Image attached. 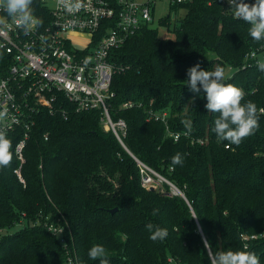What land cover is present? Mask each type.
Returning a JSON list of instances; mask_svg holds the SVG:
<instances>
[{
	"label": "trees",
	"instance_id": "obj_1",
	"mask_svg": "<svg viewBox=\"0 0 264 264\" xmlns=\"http://www.w3.org/2000/svg\"><path fill=\"white\" fill-rule=\"evenodd\" d=\"M226 1L171 6L161 27L171 29L178 11H186L173 38L145 27L111 52L110 114L127 124L125 145L105 133L100 112L78 113L65 100L37 115L24 163L16 154L24 132L7 135L12 159L0 168V264H99L88 256L95 244L109 264H211L210 250L254 252L264 264V71L249 59L264 52V40L251 38L250 25L235 19ZM196 64L223 67L224 83L243 90L242 104H256L259 129L239 146L218 141L219 113L207 111L202 88L196 94L187 86V70ZM129 101L142 106L124 108ZM150 111H167V124L150 120ZM177 153L183 164L173 166ZM137 160L183 196L166 183L143 187ZM148 223L168 236L152 241Z\"/></svg>",
	"mask_w": 264,
	"mask_h": 264
},
{
	"label": "built area",
	"instance_id": "obj_2",
	"mask_svg": "<svg viewBox=\"0 0 264 264\" xmlns=\"http://www.w3.org/2000/svg\"><path fill=\"white\" fill-rule=\"evenodd\" d=\"M159 1L32 0L33 15L43 23L27 34L0 10V112L6 113L0 120V129L7 135L18 130L24 132L16 146L21 163L25 161L24 148L37 115L45 109L53 113L54 106L62 100L68 101L78 113L100 112L103 124L125 145L127 124L122 119L114 121L110 114L109 101L115 95L112 92L115 66L110 54L131 36L152 27ZM168 2L179 6L192 0ZM224 4L229 5L228 0ZM75 34L89 36L88 42L79 45L82 41L78 44ZM249 59L258 65L264 62V52H253ZM141 106L132 101L123 105L124 108ZM167 117V111L149 112L150 120L167 124ZM173 136L175 141L180 138V134ZM137 164L146 189H157L166 183L173 193L179 191L147 165L139 160ZM17 173L21 177L20 170ZM48 229L55 235L63 232L53 225ZM69 264H74L71 259Z\"/></svg>",
	"mask_w": 264,
	"mask_h": 264
},
{
	"label": "clouds",
	"instance_id": "obj_3",
	"mask_svg": "<svg viewBox=\"0 0 264 264\" xmlns=\"http://www.w3.org/2000/svg\"><path fill=\"white\" fill-rule=\"evenodd\" d=\"M230 10L235 19H239L249 24V35L257 42L264 40V0H255V3H245L244 0H228ZM32 0H0V10L5 11L9 17L13 18L17 26L24 29L27 34L33 28L43 23L42 20L33 15L31 8ZM260 71H264V62L258 63ZM187 86L193 93L199 94L201 88L206 93L207 103L205 105L208 112L219 113L214 121V129L218 141H227L225 147L231 145L239 146L244 139L253 135L259 129L258 109L254 102L248 101L242 104L244 92L242 89L232 84L224 83V68L217 66L212 71H205L199 64L187 70ZM264 113V109H259ZM6 116L5 112H0V120ZM187 129L188 135L192 129V121H182ZM10 140L7 138L5 130L0 129V168L7 167L12 159ZM171 164L182 165L183 158L180 153L174 155ZM158 213V209L153 210V215ZM146 229L149 231V239L152 241L164 240L168 236L166 228L148 223ZM208 247L207 243L205 245ZM91 260H99V264H109L106 257V250L102 245L95 244L89 251ZM211 264H260L259 257L254 252L248 251H209Z\"/></svg>",
	"mask_w": 264,
	"mask_h": 264
},
{
	"label": "rangeland",
	"instance_id": "obj_4",
	"mask_svg": "<svg viewBox=\"0 0 264 264\" xmlns=\"http://www.w3.org/2000/svg\"><path fill=\"white\" fill-rule=\"evenodd\" d=\"M170 11H171V5L168 2V0L159 1L157 6H156V12H155V16H154L155 17V21H154V23L152 25L153 28L158 29L160 37L165 38V39L174 37V34H173L174 24H178L177 21H180L182 18H184L185 14H186L185 10H182V9L179 10L178 13H177V20L174 21L173 25L171 26V29H168L167 27H161L159 25V21L161 19L165 18L170 13ZM73 37H74L75 41L78 44L82 41V44H79V45H83L84 43H87L88 40H89V36H82V35L75 34V35H73ZM233 73H234V70H228L227 71V76H232ZM103 128H104L105 133H108L109 130L106 127V125H103ZM170 189L172 191L171 187H170ZM174 194L183 196V194L181 192H179V191H175ZM20 227H22L21 224H19L16 227H14L12 229V231L19 230V229H21ZM12 231H11V233H13Z\"/></svg>",
	"mask_w": 264,
	"mask_h": 264
},
{
	"label": "water",
	"instance_id": "obj_5",
	"mask_svg": "<svg viewBox=\"0 0 264 264\" xmlns=\"http://www.w3.org/2000/svg\"><path fill=\"white\" fill-rule=\"evenodd\" d=\"M173 19H175V14H173ZM151 190H155V188H151ZM118 209H113V210H110V213L111 214H114Z\"/></svg>",
	"mask_w": 264,
	"mask_h": 264
}]
</instances>
